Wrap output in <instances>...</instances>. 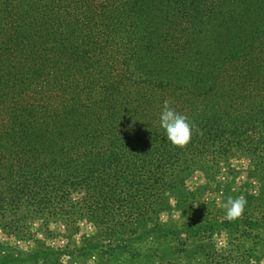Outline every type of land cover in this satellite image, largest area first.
<instances>
[{
	"label": "trees",
	"instance_id": "obj_1",
	"mask_svg": "<svg viewBox=\"0 0 264 264\" xmlns=\"http://www.w3.org/2000/svg\"><path fill=\"white\" fill-rule=\"evenodd\" d=\"M165 101L193 126L183 153L159 128ZM260 124L264 0H0V195L16 178L24 211L73 219L111 182L114 209L146 211L127 173L172 188L197 146Z\"/></svg>",
	"mask_w": 264,
	"mask_h": 264
},
{
	"label": "rangeland",
	"instance_id": "obj_2",
	"mask_svg": "<svg viewBox=\"0 0 264 264\" xmlns=\"http://www.w3.org/2000/svg\"><path fill=\"white\" fill-rule=\"evenodd\" d=\"M230 111L240 121L247 116L236 105ZM260 127L251 126L247 137L239 130L238 137L197 146L196 155L174 170L172 188L127 173V180L136 185L129 192L134 201H152L146 211L132 207L128 217L124 213L130 206L114 209L120 192L114 182L105 196H98L103 202L97 208L89 204L68 219L56 214L55 207L36 214L33 206L24 211L23 193L12 186L15 178L0 195V264H264ZM173 147L177 154L184 152L183 147ZM32 194L37 196L35 189ZM241 196L246 200L242 214L228 220L222 204ZM69 198L76 208L85 204L82 192H71ZM59 201L64 199L60 196Z\"/></svg>",
	"mask_w": 264,
	"mask_h": 264
},
{
	"label": "clouds",
	"instance_id": "obj_3",
	"mask_svg": "<svg viewBox=\"0 0 264 264\" xmlns=\"http://www.w3.org/2000/svg\"><path fill=\"white\" fill-rule=\"evenodd\" d=\"M158 124L159 128L163 129L167 141L173 146L184 147L190 142L193 126L190 124L188 117L170 107L168 101L163 104L158 117ZM126 131H134V127L129 125ZM245 204L246 200L243 196L236 199L228 198L222 204V207L226 210V218L233 220L239 217L244 210Z\"/></svg>",
	"mask_w": 264,
	"mask_h": 264
}]
</instances>
